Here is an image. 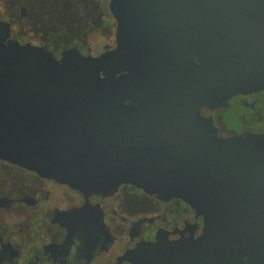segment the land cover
I'll use <instances>...</instances> for the list:
<instances>
[{"label": "water", "instance_id": "1", "mask_svg": "<svg viewBox=\"0 0 264 264\" xmlns=\"http://www.w3.org/2000/svg\"><path fill=\"white\" fill-rule=\"evenodd\" d=\"M110 9L117 48L97 58L0 41V160L86 196L180 199L204 217L201 264H264V133L202 115L264 91V0Z\"/></svg>", "mask_w": 264, "mask_h": 264}, {"label": "flooded vegetation", "instance_id": "2", "mask_svg": "<svg viewBox=\"0 0 264 264\" xmlns=\"http://www.w3.org/2000/svg\"><path fill=\"white\" fill-rule=\"evenodd\" d=\"M0 41L97 58L117 48V21L110 0H0ZM202 115L223 138L264 133V91ZM204 227L180 199L132 185L86 196L0 160V264H201Z\"/></svg>", "mask_w": 264, "mask_h": 264}]
</instances>
